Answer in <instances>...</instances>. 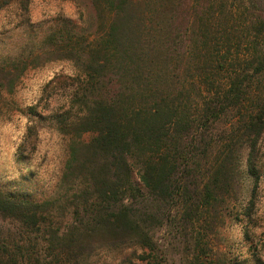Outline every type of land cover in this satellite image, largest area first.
Here are the masks:
<instances>
[{
	"label": "trees",
	"instance_id": "1",
	"mask_svg": "<svg viewBox=\"0 0 264 264\" xmlns=\"http://www.w3.org/2000/svg\"><path fill=\"white\" fill-rule=\"evenodd\" d=\"M31 1L0 0V11L13 7L30 24ZM91 2L95 32L68 19L0 55V102L29 69L71 66L54 80L70 90L51 117L69 139L59 188L0 185V214L21 236L1 233L0 264H113L106 253L121 255L117 264H175L154 234L165 224L185 243L183 264H233L216 240L232 216L249 219L250 238L264 138L262 11L225 0Z\"/></svg>",
	"mask_w": 264,
	"mask_h": 264
},
{
	"label": "rangeland",
	"instance_id": "2",
	"mask_svg": "<svg viewBox=\"0 0 264 264\" xmlns=\"http://www.w3.org/2000/svg\"><path fill=\"white\" fill-rule=\"evenodd\" d=\"M179 1L191 3L194 0ZM225 1L235 5L244 3L247 7L256 5L264 15V0ZM180 12L181 9L178 14L183 20L187 13L184 12L182 16ZM95 15L91 0H32L30 24L21 22L13 7L0 11V55L15 54L29 40L41 39L52 26L68 19L77 23L78 27L91 28L90 31L95 32ZM66 72H71V66L63 62L29 69L15 93L5 95L0 102V185L5 190L17 191L23 188L34 195L58 190L67 160L69 139L58 132L56 120L51 117L68 107L66 103L70 100V90L64 86L59 87L54 81L57 75ZM30 107L45 118L27 115ZM260 166L262 175L256 192V206L248 225L250 238L245 234L249 219L237 220L232 216L227 218L216 240L220 250L225 252L233 264H264V138ZM135 182L141 186L137 175ZM253 183V178H249L245 200ZM15 225V222L0 214V235L12 231V236L16 235L20 239L21 236L13 229ZM154 234L161 248L167 251L168 257L175 264H183L186 258L185 243L174 238L168 224L157 228ZM105 255L113 264L121 260V255L116 253ZM133 264L145 263L135 259Z\"/></svg>",
	"mask_w": 264,
	"mask_h": 264
}]
</instances>
